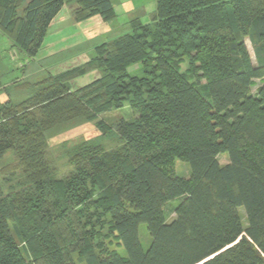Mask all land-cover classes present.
<instances>
[{"label":"trees","instance_id":"1","mask_svg":"<svg viewBox=\"0 0 264 264\" xmlns=\"http://www.w3.org/2000/svg\"><path fill=\"white\" fill-rule=\"evenodd\" d=\"M65 6L73 26L116 17L111 0H0V32L32 60ZM129 27L79 66L0 83V264H264V0H155ZM75 121L98 136L52 150Z\"/></svg>","mask_w":264,"mask_h":264},{"label":"rangeland","instance_id":"2","mask_svg":"<svg viewBox=\"0 0 264 264\" xmlns=\"http://www.w3.org/2000/svg\"><path fill=\"white\" fill-rule=\"evenodd\" d=\"M113 3L116 17L114 20L103 23L98 18L85 22L79 26H73L70 19V10L65 6L56 18L51 31L48 33L45 43L38 53L37 57L28 60L22 52L1 34L0 32V83L10 85L13 82H37L48 74H56L74 66H79L88 61L93 56V47L102 42L111 40L118 35L130 32V20L138 18L141 23L146 24L151 21L155 11V0H111ZM66 39V41H63ZM60 40V43H57ZM51 42V46L58 48L63 47L58 53L52 57L45 56L47 43ZM245 45L249 52L252 62L254 57L251 45L248 40H245ZM59 49V48H58ZM49 52L52 49H48ZM186 64L182 65V70L186 69ZM137 66L130 67L127 72L131 75H137ZM96 77L95 72L85 75L70 83V88L75 90L90 83ZM251 93L254 95L258 87L261 86L260 80H255ZM6 95L0 90V104L6 101ZM109 123L117 120L132 119L131 112L127 107L122 110L112 111L100 116ZM98 136V131L93 124L83 121H75L62 127L52 130L49 134V147L56 150L62 143L69 146L79 143L84 140L93 139ZM113 146L108 143L107 148ZM7 155L0 162L2 167L8 158ZM218 161L221 165L227 163V154L221 153L218 156ZM167 168L175 172L182 178H188L190 175L189 165L178 158L172 159ZM173 206L178 204V201L171 203ZM241 213L243 209H240ZM170 216L169 219H172ZM107 232V231H106ZM106 232L104 234H106ZM139 240L142 248L145 250L150 241L149 234L145 225H140L138 229ZM103 251H116L120 254H125L119 244L118 239L114 234L108 236L103 242ZM79 264H84L82 258L76 259Z\"/></svg>","mask_w":264,"mask_h":264}]
</instances>
